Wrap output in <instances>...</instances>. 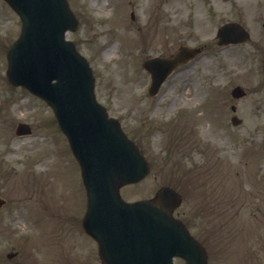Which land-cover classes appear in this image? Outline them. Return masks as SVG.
I'll return each instance as SVG.
<instances>
[{
    "label": "rangeland",
    "instance_id": "rangeland-1",
    "mask_svg": "<svg viewBox=\"0 0 264 264\" xmlns=\"http://www.w3.org/2000/svg\"><path fill=\"white\" fill-rule=\"evenodd\" d=\"M68 3L79 25L65 36L89 61L97 100L150 163L147 177L123 187L122 197L148 198L159 186L174 185L182 195L175 216L203 242L208 264H264V76L249 44L219 51L215 43L220 23L234 18L254 26L258 39L264 0ZM19 30L18 16L0 0V197L6 200L0 264H100L78 231L85 204L80 172L50 108L6 79V50ZM180 44L203 50L177 67L155 98L147 97L142 62L174 54ZM236 84L246 90L238 101L228 95ZM231 104L242 122L237 128L227 121ZM167 119L177 131L161 124ZM19 122L31 135H15ZM10 252L17 255L8 259Z\"/></svg>",
    "mask_w": 264,
    "mask_h": 264
},
{
    "label": "water",
    "instance_id": "water-1",
    "mask_svg": "<svg viewBox=\"0 0 264 264\" xmlns=\"http://www.w3.org/2000/svg\"><path fill=\"white\" fill-rule=\"evenodd\" d=\"M4 1L21 20L20 34L6 54L7 77L52 108L80 165L87 194L83 228L97 242L104 264H173L175 257L183 264H207L204 249L171 215L180 202L173 190L162 187L148 200H121L119 188L143 178L148 167L95 102L90 68L64 38L77 25L67 1ZM226 36L222 42L235 41ZM195 52L180 47L174 60L145 62L152 73L151 92L176 62ZM27 131L19 125L17 133Z\"/></svg>",
    "mask_w": 264,
    "mask_h": 264
},
{
    "label": "bare ground",
    "instance_id": "bare-ground-1",
    "mask_svg": "<svg viewBox=\"0 0 264 264\" xmlns=\"http://www.w3.org/2000/svg\"><path fill=\"white\" fill-rule=\"evenodd\" d=\"M112 50H115V46L114 47H112ZM190 104V103H189ZM191 105V104H190Z\"/></svg>",
    "mask_w": 264,
    "mask_h": 264
}]
</instances>
